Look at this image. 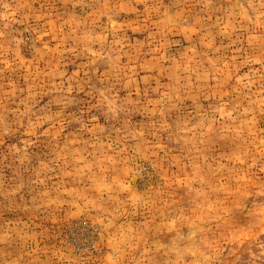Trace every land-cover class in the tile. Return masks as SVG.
<instances>
[{"label": "rangeland", "instance_id": "obj_1", "mask_svg": "<svg viewBox=\"0 0 264 264\" xmlns=\"http://www.w3.org/2000/svg\"><path fill=\"white\" fill-rule=\"evenodd\" d=\"M0 264H264V0H0Z\"/></svg>", "mask_w": 264, "mask_h": 264}, {"label": "bare ground", "instance_id": "obj_2", "mask_svg": "<svg viewBox=\"0 0 264 264\" xmlns=\"http://www.w3.org/2000/svg\"><path fill=\"white\" fill-rule=\"evenodd\" d=\"M132 181H134V178H132Z\"/></svg>", "mask_w": 264, "mask_h": 264}]
</instances>
